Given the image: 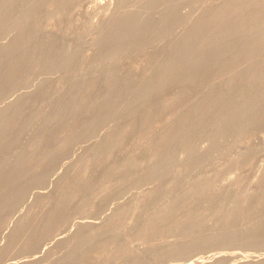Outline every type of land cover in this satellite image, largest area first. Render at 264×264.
<instances>
[{
	"label": "rangeland",
	"instance_id": "1",
	"mask_svg": "<svg viewBox=\"0 0 264 264\" xmlns=\"http://www.w3.org/2000/svg\"><path fill=\"white\" fill-rule=\"evenodd\" d=\"M11 1L0 0V264H264V104L240 136L238 115L220 123L261 98L247 65L257 57L264 75V1ZM129 10L147 30L117 50L103 36ZM159 153L167 170L149 182Z\"/></svg>",
	"mask_w": 264,
	"mask_h": 264
},
{
	"label": "bare ground",
	"instance_id": "2",
	"mask_svg": "<svg viewBox=\"0 0 264 264\" xmlns=\"http://www.w3.org/2000/svg\"><path fill=\"white\" fill-rule=\"evenodd\" d=\"M143 1V0H142ZM147 1H149V0H147ZM156 2H157V0H155ZM258 1H264V0H258ZM139 2V1H138ZM149 2H152L151 0L149 1ZM149 2H147V3H149ZM11 3H12V1L11 0H9V5H11ZM141 4H143V3H141ZM146 4V2L143 4V6H146L145 5ZM153 4H154V0H153ZM137 5H138V3H137ZM149 5H151L152 6V3H150ZM149 5H147V7L149 6ZM143 6H141V9H142V7ZM139 7H140V5H139ZM147 7H146V10H147ZM150 8L151 7H149L148 9L150 10ZM132 9V8H131ZM144 10H145V7L143 8ZM142 9V10H143ZM132 10H134V8L132 9ZM132 10H131V12H130V10H129V12H125L124 14H123V16L116 22V24L114 25V27H113V29H112V31L110 32V34H109V32L107 33V35L105 34L104 36H103V38H104V40L106 39V40H110V39H112V38H115V39H117V43H118V46H117V50H118V47L119 48H121L122 46H124L126 43H128V42H126V41H128V40H131V41H134V39H135V37H132L133 35H135V34H138V33H141L142 31H143V29L145 28V30H147L146 29V26H145V24H144V26L141 24V22H131L130 21V19H128V18H131V19H134L135 17H137L136 15L135 16H133L132 14L134 13H136L137 15H139L138 17H140V14H141V12H140V14L138 13V11H134L133 13H132ZM139 11H140V9H138ZM141 10V11H142ZM145 10V11H146ZM145 11H143V13L145 12ZM131 16H133L134 18H132ZM137 17V20L139 21L140 20V18H138ZM17 19H15V21H14V23H13V28L12 29H10V31L11 32H7L6 34H5V36L7 35V34H9V37L7 36V39L5 38V42H8V40H11L13 37H14V35L15 34H11V33H13V32H15L19 27L17 26V25H19V23L22 21H24V16L21 14L20 16H17L16 17ZM126 19H128V20H126ZM142 20V19H141ZM140 20V21H141ZM126 21H130L131 23H129V24H131L128 28H127V26H126V28H124L125 26H123L122 24H123V22L125 23ZM133 21V20H132ZM134 21H135V19H134ZM145 21V20H144ZM143 23V22H142ZM145 23V22H144ZM1 25H2V23H0ZM128 24V25H129ZM21 25V24H20ZM1 27V26H0ZM18 27V28H17ZM140 27V28H139ZM11 28V27H10ZM139 28V29H138ZM16 29V30H15ZM123 29V30H122ZM122 31H123V33H122ZM18 32V31H17ZM149 32V31H148ZM12 35V37H10L11 35ZM133 34V35H132ZM130 35H132V36H130ZM4 36V37H5ZM3 37V38H4ZM97 37V36H96ZM95 37V38H96ZM9 38V39H8ZM11 38V39H10ZM94 39V37H92V40ZM101 39V38H100ZM99 39V40H100ZM4 40V39H3ZM7 40V41H6ZM96 40H97V38H96ZM1 41V40H0ZM90 41V40H89ZM102 41H103V39H102ZM131 41H129V42H131ZM3 42V41H2ZM94 42H95V40H94ZM97 42V41H96ZM92 44H93V42H91ZM99 43V42H98ZM101 43V42H100ZM95 44V43H94ZM95 45H98V44H95ZM12 46V45H11ZM11 46H6V48L4 49V51H3V53H2V56L3 57H5V56H8L10 53H11V51L12 52H16V51H14V49H13V47H14V45L12 46V50H11ZM24 46V45H23ZM23 46H21V47H23ZM19 47V46H18ZM17 46H16V48L17 49H19V48H21V47H19L18 48ZM15 48V47H14ZM22 49V48H21ZM21 49H19V50H21ZM18 50V52H20V53H24V52H22V50L21 51H19ZM24 50V49H23ZM115 52V51H114ZM117 52V51H116ZM23 56V55H22ZM22 59V58H21ZM21 61V60H20ZM23 63H24V59H23ZM22 64V62L19 64V62H17V64H16V68L18 67V66H20ZM259 64H258V62H257V57H254V56H252L251 57V59H250V61H249V63H248V65H247V69H248V90H250V92L253 94V93H259L260 95H261V98H259L258 100L256 99H250L251 100V102L249 103V102H246L245 104H243L241 107H239L238 109H236L235 111H231V112H228V114L225 116V117H223L222 119H221V124L222 123H228V122H230L231 120H234V118L238 115L239 116V118H240V120L241 119H243V120H241L242 122H244V123H242V125H241V127H240V134H239V136L241 135V134H243L244 132H246L247 131V129H249L250 127H251V125L253 124V122L254 121H256V120H258L259 118V114L257 113V112H255V110H253L254 108L256 109V108H258L259 106H260V104H264V75L262 74V73H260V70H259ZM249 109H252V110H249ZM73 111V110H72ZM181 112L183 111V110H180ZM194 111V110H193ZM209 111V110H208ZM264 111V110H263ZM155 112V110H151L150 112H148V114L146 115V118L147 117H150L153 113ZM195 112H196V110H195ZM197 112H201V110H199V111H197ZM206 112H207V110H206ZM246 113H250V115L249 116H247V117H245V118H242V116L244 115V114H246ZM263 116H264V113L262 114ZM177 119H174V117H173V120H171V123H172V127H174V126H176V125H178V124H180V123H182V121L180 120V118L178 119V117H176ZM203 118V117H202ZM201 118V119H202ZM199 120H200V118H198ZM204 119V118H203ZM203 119H202V122H201V120L200 121H197L196 119H195V121H194V123L195 124H197L196 123V121L197 122H200V124L202 123L203 124ZM235 119H237V118H235ZM187 120V119H186ZM192 120V119H191ZM191 120H190V123H191ZM188 121V120H187ZM218 121H219V119H218ZM193 123V122H192ZM192 124L191 126H189L187 129H191L192 130V126L193 125H195V124ZM200 124H197L198 125V127H200L201 125ZM185 125V124H184ZM196 125V126H197ZM185 126H187V124L185 125ZM169 127H171V126H169ZM194 127V126H193ZM91 128H93V126H91ZM72 129V128H71ZM184 129H185V127H184ZM91 130V129H90ZM93 130V129H92ZM91 130V131H92ZM183 130V129H182ZM189 130H185L184 132H186V133H184V134H182L181 136H178L179 138L178 139H180L179 141L180 142H182V141H184V139L186 140L187 138H185L187 135H188V131ZM88 133V132H87ZM93 133V132H92ZM169 131H168V133L166 134V133H164V134H162L161 133V135L162 136H159V137H157V138H160L157 142H155V141H153V144H154V142H155V144H160V146H161V144L164 146V147H162L164 150L166 149V148H169L168 147V145H171L172 146V143L170 142V139H172V137H173V134H172V136L171 137H169ZM191 133V132H190ZM166 134V135H165ZM87 136H88V138L90 137V139H91V135H88V134H86ZM85 135V136H86ZM191 135V134H190ZM189 135V136H190ZM83 136V135H82ZM85 136H84V139H85ZM175 136H177V134L176 135H174V137ZM93 137V136H92ZM237 137V136H236ZM87 137H86V140L88 139ZM156 138V139H157ZM224 138V137H223ZM223 138H221V143H220V140L218 141L220 144H221V146L223 145V144H225V143H227V141H226V138H224V141H223ZM6 139V138H5ZM81 139H83L82 137L80 138V140ZM85 140V141H86ZM173 140H176V142L174 143L175 144V146L177 145L176 143L177 142H179V141H177V139L176 138H174ZM235 139H232V141H234ZM238 140V139H237ZM74 141V140H73ZM226 141V142H225ZM236 141V140H235ZM234 141V142H235ZM239 141V140H238ZM237 141V142H238ZM76 142H79L80 143V141H79V138H78V141H77V139H75V141H74V144L76 143ZM82 142H84V140H82ZM81 142V143H82ZM170 142V143H169ZM173 142V141H172ZM225 142V143H224ZM241 142V141H240ZM69 143H71V141L69 142ZM73 143V142H72ZM109 143H110V146H111V148H116V143L112 140V141H110L109 140ZM109 143H108V145H109ZM62 144V143H61ZM105 145L107 144V143H104ZM65 145V144H64ZM107 145V146H108ZM219 145V144H218ZM63 146V145H62ZM109 147V146H108ZM187 147H189L188 149H189V152L190 151H192L193 150V146L190 148V146H187L186 145V149L185 148H183V150L185 149V150H187V152H188V149H187ZM62 148V147H61ZM182 150V151H183ZM209 150H207L206 151V148L205 147H202V148H200L199 149V155H201V157H206L208 154H209V152H208ZM184 152H186V151H183V152H176V153H179L178 155H175V156H173V154L175 153H171L172 154V156H171V154H167V155H169V156H167L166 155V153L164 152H162V154H165L166 155V158L168 157L169 159L167 160L164 156L165 155H162L161 153H159L160 155H158V158L160 159V160H158V158H157V155H156V158H157V161H154V162H156L155 164H153V169H151V171L149 170L148 172V174L146 173V175L145 176H147L146 177V179H148V181L150 182V181H152V180H154V178H156L158 175H160V173L162 174V173H164V171L165 170H167L166 168H167V164L165 165L164 163H165V161L167 160V162H169V160H170V162H169V167H172L173 165V163L171 162V161H173V162H175L174 160H176V161H178V162H176V164H178V163H181V162H183L185 159H187V153H185L184 154ZM188 152V153H189ZM208 152V153H207ZM197 153H198V151H197ZM207 153V154H206ZM54 155V154H53ZM105 155V154H104ZM113 155V152H112V150H110V151H108L107 153H106V155L105 156H103V157H105V159L108 161V159L111 157ZM197 155V154H196ZM47 156H48V154H47ZM160 156V157H159ZM52 157V153H51V155L49 154V159ZM85 157V156H84ZM46 158V157H45ZM49 159H48V161H49ZM166 159V160H165ZM43 160V159H42ZM41 160V161H42ZM50 160H52V159H50ZM155 160V159H154ZM45 161H47L46 159L44 160V161H42V162H44V163H47V162H45ZM102 161V160H101ZM105 161V160H104ZM171 163V164H170ZM124 165V166H123ZM128 165V164H127ZM126 165V163L125 164H120V165H116L117 167L115 168V167H113V168H111L112 170H114V168H115V170L114 171H120V170H122L125 166H127ZM133 165H135L136 167H139V164L138 163H134ZM154 165H155V167H154ZM178 165H180V164H178ZM168 167V168H169ZM170 169V168H169ZM111 170V171H112ZM2 171H4V173L6 172L7 173V168H4V170H2ZM117 171V172H118ZM0 172H1V170H0ZM150 178V180H149V178ZM152 178V179H151ZM131 179H132V177H131ZM145 179V177H144V179L143 180H141V182L143 181V183H144V181H146L145 183H147V180ZM42 185L43 184H41V187H42ZM39 187H40V185H39ZM44 187V186H43ZM44 188H46V185H45V187ZM103 187H101V188H98V190L97 191H99V192H97L98 194H101L102 193V191H105V190H107L108 189V187L106 188H103ZM118 190L120 191V189L118 188ZM190 190H187L185 193H184V195L185 194H187V193H190L189 192ZM121 193H123V190H122V192ZM124 194V193H123ZM148 195L149 194H141L140 195V197H138L139 198V200L141 201V203H142V201H143V199L144 198H147L148 197ZM64 202V200L62 199V200H60L59 201V207H61ZM60 204H62V205H60ZM58 206H57V208H56V210L58 211ZM171 206V203L170 204H165V203H161L160 204V206L158 207L159 209H158V211L157 212H159V213H164V212H167L168 211V209H169V207ZM55 209H54V212L56 213L57 211H56ZM52 215H54V214H51V216ZM151 226H153V223H148V226L147 227H151ZM221 238H222V235H221V233L218 235V241H221ZM221 249V248H220ZM222 249H224V247L222 248ZM220 251V250H219ZM262 251H264V250H262ZM225 252V251H224ZM225 260H226V257H225V255H223L222 254V256H220V259H219V261L217 262V264H225L226 262H225ZM228 263H229V261H228ZM235 264V263H234Z\"/></svg>",
	"mask_w": 264,
	"mask_h": 264
}]
</instances>
